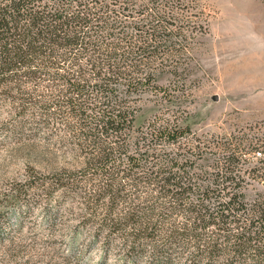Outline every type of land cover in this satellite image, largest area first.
Returning a JSON list of instances; mask_svg holds the SVG:
<instances>
[{
	"label": "trees",
	"instance_id": "1",
	"mask_svg": "<svg viewBox=\"0 0 264 264\" xmlns=\"http://www.w3.org/2000/svg\"><path fill=\"white\" fill-rule=\"evenodd\" d=\"M192 8L190 0H0V104L24 118L22 129L57 135L72 154L76 166L50 171L41 185L59 203L79 197L71 213L94 240L118 238L132 262L148 248L152 264H264V193L248 198L235 172L243 138L217 150L181 141L189 124L162 111L160 77L181 73L206 29ZM148 98L158 111L136 124ZM213 152L214 161L196 162ZM32 172L13 202L27 198Z\"/></svg>",
	"mask_w": 264,
	"mask_h": 264
},
{
	"label": "rangeland",
	"instance_id": "2",
	"mask_svg": "<svg viewBox=\"0 0 264 264\" xmlns=\"http://www.w3.org/2000/svg\"><path fill=\"white\" fill-rule=\"evenodd\" d=\"M190 4L206 29L197 34L188 58L180 64L181 73L160 77L166 88L162 111L168 119L177 114L181 123L189 124L181 141L199 139L206 149L217 150L221 142L242 137L244 148L235 172L242 178L245 195L252 198L264 193V0ZM9 107L0 104V264H152L148 248L132 262L123 255L118 238L108 245L94 240L90 228L79 226L72 214L79 197L59 203L56 191L45 195L41 180L62 166H76L73 156L54 142L57 135L22 129L24 118L12 117ZM156 111L157 103L146 99L136 124ZM164 144L172 154L174 146ZM218 155L213 152L208 160L196 162L205 164ZM253 167H260L258 175L250 173ZM30 172L35 181L29 183L27 198L13 202V194L27 186L24 179ZM178 263L177 258L172 262Z\"/></svg>",
	"mask_w": 264,
	"mask_h": 264
},
{
	"label": "built area",
	"instance_id": "3",
	"mask_svg": "<svg viewBox=\"0 0 264 264\" xmlns=\"http://www.w3.org/2000/svg\"><path fill=\"white\" fill-rule=\"evenodd\" d=\"M255 153L260 155L261 151L260 150H256Z\"/></svg>",
	"mask_w": 264,
	"mask_h": 264
}]
</instances>
